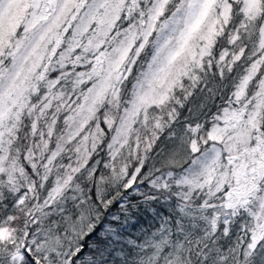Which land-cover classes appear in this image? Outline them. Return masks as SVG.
Returning <instances> with one entry per match:
<instances>
[{
  "label": "snow or ice",
  "instance_id": "1",
  "mask_svg": "<svg viewBox=\"0 0 264 264\" xmlns=\"http://www.w3.org/2000/svg\"><path fill=\"white\" fill-rule=\"evenodd\" d=\"M0 264H264V0H0Z\"/></svg>",
  "mask_w": 264,
  "mask_h": 264
}]
</instances>
